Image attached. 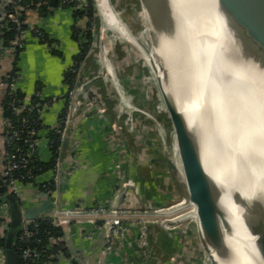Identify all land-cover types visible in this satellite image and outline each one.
<instances>
[{
  "label": "crops",
  "instance_id": "0c3cea01",
  "mask_svg": "<svg viewBox=\"0 0 264 264\" xmlns=\"http://www.w3.org/2000/svg\"><path fill=\"white\" fill-rule=\"evenodd\" d=\"M111 2L114 7L120 6L119 0ZM97 9L105 25H111L98 5ZM72 10L71 7L62 6H51L45 13L28 9L25 13L28 29L15 65V90L27 100L35 90H39L41 97L46 99L38 114L40 126L35 136V155L43 162L52 158L48 132L57 126L59 116L65 111L69 88L65 73L78 51L73 27L82 31L87 29L83 18L74 21ZM111 26L115 27L113 23ZM32 28L42 35L46 34L49 41L33 33ZM116 30L124 36L123 31ZM124 30V34L133 38ZM96 47L95 52L88 53L83 59L82 70L85 77H90L89 91L97 95L99 106L87 102V93H79L80 104L74 122L60 140L53 159L57 169L44 170L29 183L21 184L17 209L24 211L29 207H40L44 200L41 192H45L50 196L51 204L39 218H48L55 208L89 209L97 204L112 202L117 206L123 204L133 211L122 215L126 228L113 242V248L107 251L103 250L101 238L94 234V222L91 221L95 219V222H99L100 216H88L81 221L71 218L67 226H61L67 252L52 255L49 264H74L73 261L76 264H173V251H180L183 242L181 230H166L161 220H157L149 210L169 204L174 191L181 192V184L179 182L175 188L169 178L174 174L158 151L154 122L142 112L130 111L116 102L113 87L103 78L104 74L101 75L104 62L100 56L102 52L99 54ZM104 55L115 67L116 75L125 81L128 98L131 97L130 100L134 102V96L142 97L143 106L151 110L145 92L147 89L140 82V87L132 82L136 74H122L123 60L118 59L122 57V52L114 53L109 47ZM12 67L13 55H1L0 81L14 77L9 74ZM91 67L98 73L97 78H92L89 73ZM142 78L143 75L139 77L141 81ZM6 91V86L0 85V173L5 165L2 120ZM182 95L177 102L187 116L185 106L190 104ZM54 176L57 181L52 192L48 193L46 189L52 187ZM134 207L140 208L142 213L134 215ZM140 218L144 219L146 225L145 255L137 243ZM0 264H5V254Z\"/></svg>",
  "mask_w": 264,
  "mask_h": 264
},
{
  "label": "bare ground",
  "instance_id": "6f19581e",
  "mask_svg": "<svg viewBox=\"0 0 264 264\" xmlns=\"http://www.w3.org/2000/svg\"><path fill=\"white\" fill-rule=\"evenodd\" d=\"M167 2L184 26V38L156 33L151 13L142 5L159 54L158 60L144 58L193 135L201 165L209 173L205 176L212 190L215 234L209 237L198 223L201 238L215 264H264L259 249L264 229L253 208L254 188L264 178V45L246 36L245 23L226 13L220 0ZM96 3L107 21L136 44L124 34L108 0ZM182 93L194 114L192 125L177 102ZM195 220L199 222L196 215Z\"/></svg>",
  "mask_w": 264,
  "mask_h": 264
},
{
  "label": "built area",
  "instance_id": "2783aa9c",
  "mask_svg": "<svg viewBox=\"0 0 264 264\" xmlns=\"http://www.w3.org/2000/svg\"><path fill=\"white\" fill-rule=\"evenodd\" d=\"M43 0H36V2L41 3ZM62 2H71L73 8L84 9L87 7V0H62ZM21 0H0V20H3L2 25L7 24V22H11L15 29L18 31L14 38L9 41L8 46H4L2 43V39L0 38V56L3 54H12L15 48H22L23 46V38L26 30L21 29L20 25L22 20L20 18V9H21ZM35 33L38 36H41V32L35 30ZM101 58L105 63L106 58L104 57L103 47L101 51ZM83 60L72 61L69 66V70L73 72V78L71 84L66 92V106L63 117L58 120V130L60 132V140L66 132L72 127V124L75 119V114L78 111L80 100L79 93L85 92L88 94L87 102L91 103L95 107L99 106V99L97 95H93L89 91L88 82L90 77H85L82 71ZM106 71L109 74H104L103 78L110 79V84L113 86L115 93L117 94L118 102L121 106H125V108L131 110L137 109L138 111L144 113L148 116L153 122L155 126V130L159 131V127L157 126L159 122L156 119H153L152 113L148 109H141L138 107L134 108V104H131L126 101V93L122 90L121 83L111 74L109 67L106 66ZM108 75V76H107ZM94 76H92L93 78ZM15 77L5 78L0 81V85H5L7 88L6 95L8 97L7 106L14 112L20 113L23 111L35 110L38 114L40 112L41 106L45 102H34L31 103L30 99L27 100L23 96L18 95L15 90ZM32 96L37 97L39 100H42L41 93L39 90H35L32 93ZM31 96V97H32ZM27 121L24 114L19 116L18 122L23 125ZM2 128L4 133V143H5V165L2 170V174L8 177L7 179V192L6 194H12L17 196L20 190L21 184L24 183L25 180L31 181L34 175L32 174L31 169L28 167V162L30 158L36 152L35 146V136L36 131L33 128H26L24 130L20 129L17 124L13 122V120L4 116L2 120ZM160 133V132H159ZM164 133V131H163ZM163 137V136H162ZM21 139L25 142V147L17 145L16 143ZM56 163L54 169L56 168ZM19 169H23L22 172L17 173ZM15 175V176H14ZM57 181L56 177L52 181V187L47 188L46 191L48 193L52 192L54 187V183ZM130 185V182H127ZM184 200L179 201L177 205H181ZM192 203L191 201H189ZM192 207L194 208V204L192 203ZM130 207H126L123 204L120 206L114 205L112 203L108 204H97L89 209H84L81 207L74 208H63L58 209L55 208L52 212V215L49 216V220L58 226L65 227L71 218H75L76 220H84L88 216H100L101 220L99 222H95V219L91 221L94 222V234L97 237H100L102 240L103 250L107 251L113 248V242L122 235L124 229L126 228V224L122 221V215L133 212L130 211ZM140 208L134 207V215H140L142 213ZM178 209V208H177ZM158 210L154 209L156 212ZM197 217V216H196ZM0 259L4 257L5 248L2 246L1 238L3 237V232L7 228L8 221L10 219V213L8 208V202L6 200H0ZM41 218H27L24 216L23 211L20 210L19 217V228L20 234L18 239L20 242H25L35 231L38 226V220ZM198 225V222H197ZM139 234L137 238V243L145 255L147 253V237H146V225L144 219L140 218L139 220ZM47 233V232H46ZM52 241L60 240L59 237H51ZM19 258V264H49L50 259L48 255H43L36 248L25 246L20 248L19 251L16 252ZM60 251H56L53 253V256H58ZM180 251H176L175 255L177 257L181 256ZM173 260V258H172ZM174 261V260H173Z\"/></svg>",
  "mask_w": 264,
  "mask_h": 264
},
{
  "label": "rangeland",
  "instance_id": "374dc122",
  "mask_svg": "<svg viewBox=\"0 0 264 264\" xmlns=\"http://www.w3.org/2000/svg\"><path fill=\"white\" fill-rule=\"evenodd\" d=\"M111 1L112 0H109L111 4V9L117 16L120 24L134 38V41H136L135 43L137 45L134 44L133 41L125 39L122 35H120L114 26L105 25V23L100 19L101 16L100 13H98L99 10L97 9V3L95 0V12L97 14L98 23H93L90 26L92 40L89 42L87 54L89 53L90 55L95 52L94 48H97L96 46H98L99 54L102 51V47L103 53L105 54V51H109V47L111 49L109 40L118 39L122 42V57H118V59L123 60V67L121 72L122 74H136L134 77V81H132L134 82V86L140 87L141 84L147 89L145 90V92L149 100L148 106H151L150 112L155 115V119L159 122V124L157 125L159 127V131H156V138L158 139V151L162 153L161 155L166 160V162L171 165L174 177H172V175H169V178L173 185L175 184L174 187L176 188V185L179 182L181 184V192L179 193L178 190H173L174 197L172 198L169 204L152 208L149 211L153 213V216L157 220H161V224L166 230H172L173 228H179L181 230V238L183 239V242L180 248V252L182 254L181 256L177 255L176 257L174 256L175 251H173L172 258L174 261H171L173 264H215V262L209 256L208 249L201 238L199 226L197 225V222L195 220L196 208H193L192 203H190L187 199V190L185 187L184 173L181 164L179 147L159 89L158 79L155 75L154 69H152V65L149 64V62H147L144 58L145 55H153V58L155 60H158L159 54L156 48L152 45L151 32L146 22L141 0H119L120 6L115 7ZM112 65L113 64L109 63L106 60L104 63V70L101 75L109 74L105 69L106 66L109 67L111 74H113L114 77H116L117 80L121 83L122 90L127 93L125 81L122 80L120 76L118 77L116 75L115 67H112ZM164 67V64L161 63V68ZM89 70V73L92 74V76L98 77V73L95 72V69L91 67V69ZM81 72L84 73V70H82ZM142 75L143 78L141 81L139 77H141ZM107 80L109 81L110 79H108L107 77ZM175 85L177 89H181L176 79ZM175 85L173 86L175 87ZM113 91L116 97V102H118L117 94L115 93L114 88ZM130 98H128V96L126 95V101L131 104H134V108L138 107L141 109H148L143 106L142 97L137 96L135 98L134 96V102H132ZM185 107L187 112V118L189 119L188 123L192 125L194 122V114L192 108L191 106ZM134 111L140 112L137 109H134ZM242 115H244L252 125L254 124V120L250 114L244 112ZM260 139H262L261 136L257 140ZM203 170L205 175L209 174L206 168H203ZM249 175H253V172L250 170ZM217 179L219 181H222L223 178L218 177ZM263 179L264 178L261 177L254 188L255 199L253 200V208L255 207L256 209V219H258L264 225ZM257 197H260V199H257ZM181 200H184L183 203L181 205H177L178 209L175 208L176 204ZM157 208L158 210L154 212L153 210Z\"/></svg>",
  "mask_w": 264,
  "mask_h": 264
},
{
  "label": "water",
  "instance_id": "95a60500",
  "mask_svg": "<svg viewBox=\"0 0 264 264\" xmlns=\"http://www.w3.org/2000/svg\"><path fill=\"white\" fill-rule=\"evenodd\" d=\"M220 2H222L226 13H229L232 18L240 19L245 23V28H247L246 32H248L246 34L247 37L259 41L264 45V0H220ZM167 3V0H141V4L146 6L151 13L154 22V31L156 33L164 34L173 40L176 38L178 40L183 39L184 26L180 24V18H174V14ZM171 48L169 47L170 50H172ZM159 89L177 139L187 190V199L195 205L196 216L199 220L198 223H200L201 231L213 238L215 234V215L212 202V190L206 181L194 137L187 131L180 115L172 106L164 90L160 87V83ZM152 117L155 119V115L152 114ZM41 195L44 196L42 205L40 207L24 209L23 214L25 217L39 218L41 217L42 211L49 208L51 204L50 196L45 192H41ZM4 199L11 208H15L13 215L16 217V220L14 222L16 224L19 223L20 211L17 209L15 196L6 194ZM260 244L261 248L258 242L260 253L264 260V239H260ZM4 247L5 264H19L18 255L11 246L10 238L5 239Z\"/></svg>",
  "mask_w": 264,
  "mask_h": 264
},
{
  "label": "trees",
  "instance_id": "16d2710c",
  "mask_svg": "<svg viewBox=\"0 0 264 264\" xmlns=\"http://www.w3.org/2000/svg\"><path fill=\"white\" fill-rule=\"evenodd\" d=\"M21 9H20V18L22 20V23L20 25L21 29L27 30L28 25L25 22V13L28 9H36L41 13H45L47 9L51 6L57 7V6H62V7H71L73 10V17L74 21H78L80 19L85 20V25H86V30L82 31L78 27H73L74 28V37L77 40L78 43V51L73 57V61L77 60H83L86 57V54L88 52L89 48V42L92 40V36L90 31L88 30L89 27L95 23H98L97 19V14L95 12V4L94 0H87V7L84 9H79V8H73L71 2H62V0H43L41 3L36 2V0H21ZM3 20H0V38L2 39V43L4 46L9 45V41L12 40L15 36V34L18 32L14 25L11 22H7V24L2 25ZM33 33H35V30L33 28L31 29ZM42 34V33H41ZM43 40L44 41H49V39L46 37V34L43 33ZM109 44L111 48L113 49L114 53H120L123 52L122 50V45L120 44L118 39L114 40H109ZM21 51V48H15L12 55H13V67L10 70V75L16 77L17 76V67L16 65V60L18 59L19 52ZM53 51H55L53 49ZM1 52V50H0ZM65 80L68 82L69 86L71 84L72 78H73V72L67 69L65 73ZM38 88V87H37ZM18 95L22 96V93L16 90ZM7 101L8 97L6 95L5 97V104H4V116L10 117L17 126L24 130L26 128H33L35 131L38 130L40 126V120L38 117V113L35 110H28V111H23L21 114H24L26 117L27 121L21 125L18 122L19 116L21 115L20 113H14L9 106H7ZM46 102V99L39 100L37 97L32 96L30 97V102ZM64 112L59 116V119L63 117ZM48 139H49V147L50 151L52 153V158L46 162H43L39 160L36 155L34 154L29 162H28V167L31 169L32 174L35 176L36 174H39L40 172L53 168L55 166L54 162V157L57 153V149L60 144V132L58 130V127L56 126L55 128L51 129L48 132ZM17 145L21 146L22 148L25 147V142L23 139L18 141L16 143ZM23 169H19L17 173L22 172ZM15 176V175H14ZM7 179L8 177L6 175H3L0 173V200H3L6 192H7ZM33 179V178H32ZM29 180H25L24 183H29ZM15 199L17 203L20 202V198L15 196ZM5 200V199H4ZM15 211V208H11L9 206V213H10V219L8 221L7 228L3 232V237L1 238V243L2 246L4 247L5 244V239L10 238L11 239V246L15 252L19 251V247H33L36 248L38 251H40L43 255H48L52 256L54 252L56 251H61L62 253H66L67 249L63 240V230L61 229L60 226L53 224L49 218H41L38 220V226L36 228V231L25 241V242H20L18 239V236L20 234V228L18 223L16 224L14 221L16 220V217H14L13 212ZM1 220V218H0ZM47 232V233H46ZM51 237H59L60 240L57 241H52ZM5 248V247H4ZM50 259V257H49ZM52 259V258H51ZM183 261V260H182ZM74 264L75 261H73ZM181 263V261H180ZM22 264V263H21Z\"/></svg>",
  "mask_w": 264,
  "mask_h": 264
}]
</instances>
